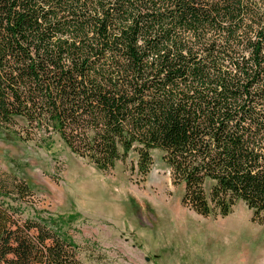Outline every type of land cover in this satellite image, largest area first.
I'll list each match as a JSON object with an SVG mask.
<instances>
[{
  "label": "trees",
  "instance_id": "trees-1",
  "mask_svg": "<svg viewBox=\"0 0 264 264\" xmlns=\"http://www.w3.org/2000/svg\"><path fill=\"white\" fill-rule=\"evenodd\" d=\"M238 1L0 0V125L20 117L101 171L135 151L145 174L159 150L189 209L225 216L242 200L260 223L264 22L236 28L233 47ZM73 248L0 201V264H78Z\"/></svg>",
  "mask_w": 264,
  "mask_h": 264
},
{
  "label": "rangeland",
  "instance_id": "rangeland-1",
  "mask_svg": "<svg viewBox=\"0 0 264 264\" xmlns=\"http://www.w3.org/2000/svg\"><path fill=\"white\" fill-rule=\"evenodd\" d=\"M236 5L229 36L238 48L236 28L256 29L264 21L249 0ZM24 126L20 117L0 125V183H23L28 195L0 201L73 243L78 264H264V219L252 221L242 200L225 216L218 209L195 213L182 202L183 185L173 183L159 150L151 151L145 174L135 151L101 171L57 135Z\"/></svg>",
  "mask_w": 264,
  "mask_h": 264
},
{
  "label": "flooded vegetation",
  "instance_id": "flooded-vegetation-1",
  "mask_svg": "<svg viewBox=\"0 0 264 264\" xmlns=\"http://www.w3.org/2000/svg\"><path fill=\"white\" fill-rule=\"evenodd\" d=\"M28 188V187H27ZM29 191V190H28ZM251 219H252V216H251ZM257 223H259V222H257ZM260 224V223H259Z\"/></svg>",
  "mask_w": 264,
  "mask_h": 264
}]
</instances>
